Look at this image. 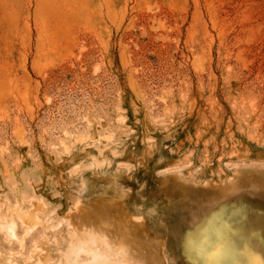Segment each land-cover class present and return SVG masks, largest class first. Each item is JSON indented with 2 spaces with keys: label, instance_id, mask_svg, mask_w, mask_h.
Masks as SVG:
<instances>
[{
  "label": "rangeland",
  "instance_id": "1",
  "mask_svg": "<svg viewBox=\"0 0 264 264\" xmlns=\"http://www.w3.org/2000/svg\"><path fill=\"white\" fill-rule=\"evenodd\" d=\"M0 264H264V0H0Z\"/></svg>",
  "mask_w": 264,
  "mask_h": 264
},
{
  "label": "bare ground",
  "instance_id": "2",
  "mask_svg": "<svg viewBox=\"0 0 264 264\" xmlns=\"http://www.w3.org/2000/svg\"><path fill=\"white\" fill-rule=\"evenodd\" d=\"M34 209V208H33ZM33 212V211H32ZM29 213H31V212H29ZM29 213H28V215H29ZM35 213V212H34ZM31 215V217H32V214H30ZM30 215L28 216V219H29V217H30ZM33 216H34V214H33ZM36 217V216H35ZM35 217H34V220H35ZM24 221V220H23ZM27 225V224H26ZM4 227V226H3ZM5 227H7V226H5ZM4 227V228H5ZM12 229V228H11ZM86 244H89V241H87V242H85ZM104 243V242H103ZM83 245V244H82ZM102 245V244H101ZM103 246V245H102ZM97 250V249H96ZM119 250V249H118ZM92 260V259H91Z\"/></svg>",
  "mask_w": 264,
  "mask_h": 264
}]
</instances>
